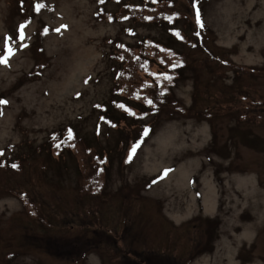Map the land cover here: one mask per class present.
<instances>
[{
  "label": "rangeland",
  "instance_id": "obj_1",
  "mask_svg": "<svg viewBox=\"0 0 264 264\" xmlns=\"http://www.w3.org/2000/svg\"><path fill=\"white\" fill-rule=\"evenodd\" d=\"M172 1L190 18L192 0ZM99 8L0 0V151L20 168L0 160V264H264V0H204L202 42L181 20L184 45L154 24L97 17ZM121 8L104 7L116 16ZM147 37L184 61L155 70L172 98L158 115L96 136V107L117 87L114 43ZM67 127L88 149L86 168L93 154L107 157L98 179L82 178L81 154L47 151L50 134Z\"/></svg>",
  "mask_w": 264,
  "mask_h": 264
},
{
  "label": "trees",
  "instance_id": "obj_2",
  "mask_svg": "<svg viewBox=\"0 0 264 264\" xmlns=\"http://www.w3.org/2000/svg\"><path fill=\"white\" fill-rule=\"evenodd\" d=\"M96 1L100 7L97 17L106 18L111 21V23H114L118 18L121 23L124 24H129V22L133 21L146 25L154 24L156 27L160 26L167 30L172 43H176V45L188 43V39H186L185 35L186 29L177 26L178 22L184 18V14L176 9V4L172 0ZM112 2L122 7L121 9L124 13L117 14L116 16L114 13L107 12L104 7L112 4ZM203 3L204 0H192L190 18L187 16L182 20L185 23L187 21L194 23L198 31V33H196L198 40H195L199 43L202 42L201 32L205 28L199 27L197 23V12H199V17H201ZM130 27L131 28L125 29V33L136 37V31L132 26ZM114 46L115 51L111 55V58L112 62L115 63L112 70L115 74L114 81L117 83V87L114 89L113 98L109 104H102L96 107L100 113V121L96 124L95 128L96 136L102 134L101 129H103L104 126L108 129H116L122 123L124 127L127 126L126 123L128 120H141L149 113L153 116L158 115L160 110L168 103V100H170L172 96L169 94L168 90L161 89L155 70L159 68H170L172 66L170 62L176 64L173 65L174 69H180L179 66L184 62L181 56L176 52V48H168L169 45L167 46L165 43L149 37L143 38L138 44L133 45L117 41L114 43ZM250 76H253V74H250ZM149 101L151 103H149ZM121 105L123 107H121ZM176 110L183 114L186 109L178 105ZM118 113L121 114L118 116ZM152 127L153 125L151 123L145 125L140 135L142 137L149 136L153 131ZM146 130L147 135H145ZM49 140L47 151H51L56 156H60L63 152H69L75 155L81 154L82 164L78 169L80 173H82V178L87 177L88 173V176L94 175L98 179L104 172L105 165L109 163L107 157L100 154H93L91 157L93 165L86 168L84 165L85 161L88 159L86 155L89 154L88 149L85 147L84 142L80 141L77 132L72 127H67L64 131L58 130L51 133ZM135 144H137V142L131 144L128 148V152L132 150ZM0 160L4 168L11 167L14 169H11L12 171L20 170L19 160L12 162L10 157H5L4 151H0ZM166 173H168V170H164L160 176L154 179V182L164 178ZM210 249L209 245L203 248L198 247L192 254L191 259ZM152 258L153 257H151V259ZM159 258H153L151 261H148L147 264H180V262L176 261L174 258H170L171 262H158ZM161 258L168 257L163 254Z\"/></svg>",
  "mask_w": 264,
  "mask_h": 264
},
{
  "label": "snow or ice",
  "instance_id": "obj_3",
  "mask_svg": "<svg viewBox=\"0 0 264 264\" xmlns=\"http://www.w3.org/2000/svg\"><path fill=\"white\" fill-rule=\"evenodd\" d=\"M101 2H103V0H101ZM44 5H42V4H37L36 5V11L37 12H39V10L43 7ZM197 23H200V19H199V12H197ZM25 27H26V25L25 24H22V25H20V34H19V37H18V39L20 40V41H23L24 39H25V34H24V29H25ZM47 30L45 29V32H46ZM57 31H58V29H57ZM12 38H10V37H6L5 38V41H6V43H5V49H6V52L8 53V56H11L12 54H13V49H12V47L7 43L9 40H11ZM12 43L13 44H15V40H12ZM20 47H26V45H24V44H21L20 45ZM7 56L6 57H4L3 59H0V63H6V61H7ZM164 79H170V77L169 76H167V75H165L164 76ZM3 103H6L5 101H0V104H3ZM149 103H151L150 101H149ZM121 107H123L122 105H121ZM145 135H147V130L145 131ZM139 147V144H135V145H133V147H132V152L133 153H135V151H136V149Z\"/></svg>",
  "mask_w": 264,
  "mask_h": 264
}]
</instances>
